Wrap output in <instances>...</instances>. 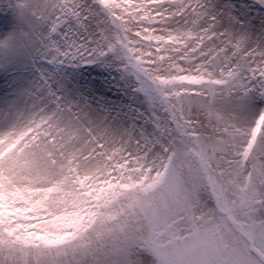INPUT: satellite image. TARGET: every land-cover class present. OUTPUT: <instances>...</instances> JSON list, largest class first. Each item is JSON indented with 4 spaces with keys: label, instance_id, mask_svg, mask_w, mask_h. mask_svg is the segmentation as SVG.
<instances>
[{
    "label": "snow or ice",
    "instance_id": "1",
    "mask_svg": "<svg viewBox=\"0 0 264 264\" xmlns=\"http://www.w3.org/2000/svg\"><path fill=\"white\" fill-rule=\"evenodd\" d=\"M0 264H264V0H0Z\"/></svg>",
    "mask_w": 264,
    "mask_h": 264
}]
</instances>
